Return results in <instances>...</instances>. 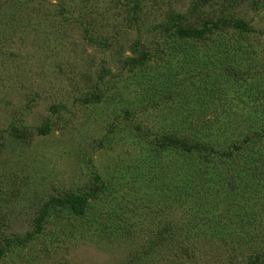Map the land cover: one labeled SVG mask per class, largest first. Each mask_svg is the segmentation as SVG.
Listing matches in <instances>:
<instances>
[{"label":"rangeland","instance_id":"374dc122","mask_svg":"<svg viewBox=\"0 0 264 264\" xmlns=\"http://www.w3.org/2000/svg\"><path fill=\"white\" fill-rule=\"evenodd\" d=\"M259 113L264 0H0V264H222L221 218L244 223L232 264L264 256V169L228 206L234 163L156 144Z\"/></svg>","mask_w":264,"mask_h":264},{"label":"trees","instance_id":"16d2710c","mask_svg":"<svg viewBox=\"0 0 264 264\" xmlns=\"http://www.w3.org/2000/svg\"><path fill=\"white\" fill-rule=\"evenodd\" d=\"M190 7H194L192 4ZM176 17H180L179 14H175ZM236 25L242 29H247V24L241 20H236ZM209 25H215V22H210ZM175 33L178 37L182 36H196L199 37L202 35L201 29H187L183 30L180 27H175ZM227 66H224L225 68ZM259 118L255 120L258 122V125L252 128H245L244 133L241 138H236V135L233 137L224 136L222 138H217L215 135L208 136H200L198 131L202 129V131H206L203 129L208 128V126H201V128L189 126V130L187 132H174L169 131L167 133L158 134L156 144L157 147L170 146L175 147L180 150L182 153L189 154L193 149H196L197 156L200 159H209L210 161H220L225 159V163L230 161L235 164V168L232 170L230 168L229 171H224L221 178V186L229 188L233 194L234 198H230L227 205L232 206L243 196V193L249 192V187L253 183L249 178L241 179L242 175L253 176L254 174H258L264 168V155L262 157L256 158L254 156L253 150L246 149L248 147L247 140L251 137H255L259 140H264V114L259 113ZM217 128V127H215ZM221 129V127L217 128ZM213 131V130H212ZM218 131V130H217ZM239 149V151H238ZM245 152L248 153V156H245ZM202 169H197V171H201ZM232 170V171H231ZM242 174V175H241ZM241 175V176H240ZM239 176V177H238ZM237 177V180L240 182H234V178ZM204 186L206 188L211 189L212 187L209 183H205ZM85 195V194H84ZM64 200L67 201L68 209L73 213L81 212L82 202H83V194H74L69 195V197H63L58 200V203H62ZM225 210V209H224ZM178 226V230L176 232L175 237H182L180 235H184L187 237L188 228L192 227V225H196L194 222H189L188 220H183ZM248 221H246L247 223ZM219 227V231L223 235L222 238H225L227 252L225 254V259L222 264H232L234 260L235 247L237 248V244L240 241L241 235L239 233L242 232V228L244 223L240 221H236L233 219H222L215 224ZM162 230L165 235H167L168 228L162 226ZM214 233V232H213ZM208 236H215L216 234H212L208 232ZM207 237V236H206ZM217 237V235H216ZM210 238V237H209ZM176 251L181 250L180 246L175 247ZM247 264H264V256L262 255H253Z\"/></svg>","mask_w":264,"mask_h":264}]
</instances>
